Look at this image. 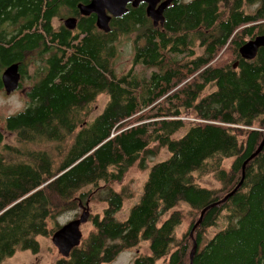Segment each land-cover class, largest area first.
<instances>
[{"label": "trees", "instance_id": "obj_1", "mask_svg": "<svg viewBox=\"0 0 264 264\" xmlns=\"http://www.w3.org/2000/svg\"><path fill=\"white\" fill-rule=\"evenodd\" d=\"M90 2L0 0V92L13 64L18 90L32 82L27 108L0 130V264L40 254L41 239L62 227L51 221L72 211L75 220L94 200L106 206L90 216L93 229L54 264H113L143 243L133 264H191L194 245L192 264H264V47L253 60L240 51L264 35V0L178 1L157 27L145 3L129 5L109 33L80 14ZM123 35L135 47L119 76ZM103 95V111L87 120ZM133 167L148 176L119 220L134 194L113 185ZM207 175L219 187L202 186Z\"/></svg>", "mask_w": 264, "mask_h": 264}, {"label": "rangeland", "instance_id": "obj_2", "mask_svg": "<svg viewBox=\"0 0 264 264\" xmlns=\"http://www.w3.org/2000/svg\"><path fill=\"white\" fill-rule=\"evenodd\" d=\"M190 1V0H184ZM61 22H55L57 26ZM134 39L135 35H123L120 36L119 40L116 42L117 55L114 59V67L116 70V74L121 76L129 71L132 65V60L134 56ZM137 70H141L138 68ZM29 72L31 75L34 74L35 70L30 66ZM152 71L147 72V75H151ZM32 82L26 81L23 84V90L16 91L15 93L8 95L4 91L0 92V130L4 129L6 119L14 115L18 112L25 110L28 106L27 97L25 92L31 87ZM109 98L105 95L100 96L97 102L91 107L90 114L87 120H93L98 114H100ZM8 142H13V135H6ZM169 157V153L164 150L160 158L155 159L153 163H156L160 160L166 159ZM148 171H141L137 167H133L130 169L122 182L116 183L113 185V188L116 191H121L124 188H127L130 192L134 194L133 199L127 201L124 205V210L117 215L119 220H124L128 217L130 210L132 207L140 202L142 193H143V185L147 179ZM198 181L202 186H206L208 188L219 187L218 183L213 179L211 175H207L204 177L198 176ZM105 204L99 203L97 201H91L89 204V210L91 212V216L95 214H101L105 208ZM81 214V210L79 211ZM78 212V213H79ZM76 216V211L67 212L57 218L55 222L50 223V227L59 224L61 226L66 225L70 221L74 220ZM222 227V222H220L219 228ZM93 229L92 223L89 222L81 227L83 232V236H87L91 230ZM187 230V225H183L177 230V236L181 237L183 233ZM218 228H213L209 231V237H212ZM147 244L143 243L139 249H131L126 250L122 254L119 255L117 260L113 264H133L134 260L140 254H143L147 250ZM41 247L42 250L38 255H32L29 252L18 253L15 257L11 258L7 261L6 264H54L55 260L58 258L59 252L57 248L53 245L52 239H41ZM157 264H167L166 261H160Z\"/></svg>", "mask_w": 264, "mask_h": 264}, {"label": "water", "instance_id": "obj_3", "mask_svg": "<svg viewBox=\"0 0 264 264\" xmlns=\"http://www.w3.org/2000/svg\"><path fill=\"white\" fill-rule=\"evenodd\" d=\"M176 1L177 0H166L159 5V0H91L88 5H79L78 9L82 16L88 17L91 14L96 15L97 28L105 33H109L111 31L110 23L112 19L120 18L125 15L128 11V5L130 3H132V6L134 8L138 7L142 2L146 3L148 5L146 10L147 15L153 20L154 25L157 27L159 25H163L165 21V10ZM64 26L68 30L73 31L77 27V20L75 18H69L65 20ZM262 47H264V35L258 36L254 40L250 41L244 47H242L240 51L244 58L253 60L257 56L259 49ZM21 80L22 75L20 72L19 64H13L9 66L2 74V83L8 95L16 92L19 89ZM263 147L264 141L256 155L262 151ZM239 186L237 187V189L239 188ZM237 189H235V191L228 195L225 200L230 198L237 191ZM80 208L82 212L79 218L70 221L66 225L62 226L58 231L54 233L52 237L53 245L57 248L59 254L64 258H69L71 252L75 248L80 246L83 239V232L81 230V227L88 223L91 216L89 203H87V206H83L82 204H80ZM204 212L205 211H203L198 225L202 221ZM198 225H196L195 228ZM195 252L196 245H194L193 251L191 253V264Z\"/></svg>", "mask_w": 264, "mask_h": 264}, {"label": "flooded vegetation", "instance_id": "obj_4", "mask_svg": "<svg viewBox=\"0 0 264 264\" xmlns=\"http://www.w3.org/2000/svg\"><path fill=\"white\" fill-rule=\"evenodd\" d=\"M159 1H160V2H159V5H160L161 3H163V2L166 1V0H159ZM178 1L186 2V1H184V0H177L176 2H178ZM190 1H191V0H190ZM187 2H189V1H187ZM143 3H144V2L140 3L139 5H141V4H143ZM174 3H175V2H174ZM145 4H146V3H145ZM172 4H173V3H172ZM172 4H171V5H172ZM129 5L132 6V3H130ZM129 5H128V6H129ZM146 5H147V4H146ZM171 5H170V6H171ZM147 6H148V5H147ZM147 6H146V8H147ZM132 7H133V6H132ZM136 8H137V7H136ZM167 9H168V8H167ZM167 9H166V10H167ZM146 10H147V9H146ZM166 10H165V12H166ZM165 12H164V15H165ZM95 16H96V15H95ZM147 16H148V15H147ZM164 18H165V16H164ZM150 19H151V18H150ZM152 21H153V20H152ZM153 23H154V22H153ZM250 41H252V40H250ZM250 41H249V42H250ZM22 90H23V89H22ZM17 91H20V90H17ZM5 93H6V92H5ZM14 93H15V92H14ZM6 94H7V93H6ZM12 94H13V93H12ZM10 95H11V94H10Z\"/></svg>", "mask_w": 264, "mask_h": 264}]
</instances>
